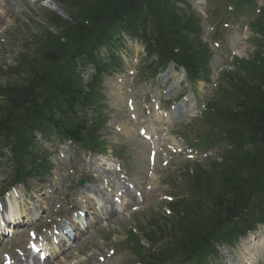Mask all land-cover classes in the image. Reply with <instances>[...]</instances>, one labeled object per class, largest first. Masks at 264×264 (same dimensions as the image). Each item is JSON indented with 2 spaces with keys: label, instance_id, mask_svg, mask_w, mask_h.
Instances as JSON below:
<instances>
[{
  "label": "trees",
  "instance_id": "1",
  "mask_svg": "<svg viewBox=\"0 0 264 264\" xmlns=\"http://www.w3.org/2000/svg\"><path fill=\"white\" fill-rule=\"evenodd\" d=\"M225 1L236 18L254 6V0ZM64 3L72 22L64 21L54 35L38 31L36 55L22 64L24 75L0 87V148L10 146L13 179L20 171L29 172L24 165L32 166L39 158L35 131L43 136L56 132L83 148L96 139L99 126L84 132L77 116L99 97L95 91L107 68L97 51L115 48L122 32L144 47L143 76H154L170 62L190 80L208 74L210 54L200 38L199 16L183 0ZM250 27L261 38L254 42L257 57L238 61L235 72L222 75L220 97L206 118L210 130L202 141L223 143L221 162H212L209 169L197 166L187 175V197L169 204L173 217L147 218L139 232L150 249L140 245L138 235L128 233L126 244L133 245L142 264H192L212 243L231 244L255 222L264 223V6ZM84 64L95 68L88 94L80 79Z\"/></svg>",
  "mask_w": 264,
  "mask_h": 264
},
{
  "label": "rangeland",
  "instance_id": "2",
  "mask_svg": "<svg viewBox=\"0 0 264 264\" xmlns=\"http://www.w3.org/2000/svg\"><path fill=\"white\" fill-rule=\"evenodd\" d=\"M183 1L202 15L201 21H198L201 27L200 38L206 47H209L211 53L209 55L211 58L209 80L187 83L172 67L166 76L158 77L155 81L147 83L139 81L136 67L141 61L142 50L139 45L125 37L124 49L116 52L123 60L122 72L102 77V98L96 99L99 103L103 100L101 102L104 105L102 111L107 116V123L100 132L101 140L106 142L108 149V152L104 154L105 158L92 157L77 149L74 152L65 142L62 144L65 148L64 146L58 148L59 144L54 146L46 144V150L48 148L50 153L55 152L51 157L50 170L41 180L28 178L25 185L21 187L23 190L21 188L14 190L16 197H19L13 204L16 212L32 213L31 218H27L32 224L29 229L40 233L48 227L50 220H57L58 216H65L71 211L80 212L84 201L94 196L81 195V191L97 190L107 193V195H99L102 209L99 211L98 223L81 233L80 239L74 241L72 247L63 248V251L58 253L59 257L49 264H133V256L127 250H123L122 243L127 239L129 230L137 232L145 217L160 219V216L155 214L168 213L166 208H169L166 203L171 198L174 199L173 195H175L170 187V179L175 178L176 172L187 166L183 151L186 150L185 147H190L182 139V133L190 125V121L195 118L199 119L201 116V106L206 104L212 96L221 74L220 71L230 65L231 58L238 57L250 61L253 57H257L254 56L257 52H253L257 46L253 42L260 40L256 35L251 34L247 27L254 15L250 18L245 14L247 17L234 19L231 16L233 12L225 6V0ZM256 2L257 5L247 9L246 12L254 14V11L262 5L263 0ZM47 3L48 0H0L1 88L13 82L19 73L24 71V65L33 61L37 49L34 38L35 29L49 26L47 17L41 12L43 10L41 8L57 13L66 19L60 7L56 5L63 14L51 10ZM5 8L10 9V15H2ZM33 22L35 25L32 24ZM49 31L53 35L57 34V29L53 26ZM104 55L102 49L100 57ZM20 59L26 63L18 69L16 62ZM14 69H16L14 74H17L11 76ZM87 75L84 76V81ZM182 96H186L185 102L176 108L175 113L168 114V117H164L163 120L155 117L157 112H154L155 106L152 104L154 98L158 97L162 106L163 101L169 99L166 105V110L169 112L172 101H178ZM120 98L124 100L118 104L116 101ZM217 101L218 99H215L214 103ZM128 108L132 109L131 113L128 112ZM90 111L91 109L89 113ZM128 120L132 123V127L129 128L133 131L122 132L121 128L126 122L128 123ZM139 129L149 132L150 142L137 135L136 131ZM37 139L39 143H42L39 137ZM6 147L2 153L8 156L10 149L9 146ZM113 149H116V153L120 156L113 155ZM152 150L156 151V156L147 163V156ZM210 153L214 157L215 151H210ZM196 154L203 155V152ZM192 155L194 157L192 160L201 159L193 153ZM94 160L100 165L99 167L89 165V161ZM188 161V164L198 163ZM4 163L5 160L1 158L0 192L10 175L8 166ZM102 164L106 166L108 164L107 168L115 169L109 171L113 174L111 177L114 179V188L105 182L106 171L101 170ZM82 181L87 183L84 185L87 188L81 189L79 185ZM109 191L113 192L112 195ZM114 191H118L119 194L123 192V195H113ZM10 196L13 198L12 195ZM117 198H122V202L118 201L115 204L114 201ZM6 201L9 203L13 200L7 199ZM111 202L115 204L112 207L114 216L108 218ZM44 208L47 215L37 221L36 211ZM86 223L89 225L90 221L87 220ZM29 229L24 230L23 235L26 236ZM22 237L20 235V238ZM261 241L264 243V233L259 231L233 248H219L217 256L210 257L206 264L232 262L238 264L239 259L250 253L252 258L259 259L257 264H264V254L259 255ZM22 242L23 239L19 238L12 240V243L18 246H23ZM6 246L7 244L4 243L0 252L5 251ZM143 246L148 247L145 242ZM249 247L251 249L246 252ZM251 261L255 264L254 260L251 259ZM0 264H2L1 261Z\"/></svg>",
  "mask_w": 264,
  "mask_h": 264
},
{
  "label": "bare ground",
  "instance_id": "3",
  "mask_svg": "<svg viewBox=\"0 0 264 264\" xmlns=\"http://www.w3.org/2000/svg\"><path fill=\"white\" fill-rule=\"evenodd\" d=\"M52 8V10H54V9H56L55 7H53L52 5H50ZM5 13L6 14H9V9L7 8L6 10H5ZM4 12H3V15L5 14ZM171 70V69H170ZM167 72H169V70L167 69L166 71H165V73H167ZM179 74L180 75H182L183 76V74L181 73V72H179ZM164 76V75H163ZM124 100V98H120V100H118V101H116L118 104H120L121 103V101H123ZM156 123H158V121H156ZM129 127H132V123H130L129 122V120H128V123L126 122L125 123V125H123V127L121 128V131L122 132H131L132 130L129 128ZM92 164V163H91ZM94 164H97L96 162H94ZM98 166H100L99 164H98ZM107 166H108V164H107ZM107 166L106 165H104V164H102V166L100 167L101 168V170H104V171H108V173L106 172L105 174H106V176H105V178H106V182L107 183H109L110 184V186L111 185H113V187H114V179L111 177V176H113V174H111V172H109L110 170H113V169H111V168H107ZM119 179V178H118ZM112 187V186H111ZM111 194V193H110ZM92 195H107V194H104L103 192H101V191H99V192H97L96 190L95 191H93V194ZM115 195H117V193H115ZM126 195V194H125ZM134 200V199H133ZM87 205H89V204H92V203H90V201H88L87 203H86ZM6 205H7V207H6ZM6 205H5V209H4V205H3V210L5 211L6 210V208H7V211H5L6 212V214L7 213H9L10 215L12 214L11 213V208H9V206H8V204H7V202H6ZM110 211H109V217L108 218H110L111 216H114V212H113V210H112V207L114 206V204L111 202L110 203ZM2 210V211H3ZM73 215H75V213L73 214ZM18 218H20V215H17V214H14V219H13V221H15L16 219H18ZM78 218V217H77ZM78 220V219H77ZM79 222H81V220H79ZM73 225H74V223H73ZM45 249V248H44ZM250 248H248V249H246V252L249 250ZM46 250V249H45ZM51 252L49 251L48 252V255L50 254ZM47 255V254H46ZM247 256L249 255V258L251 259V256H250V254H246ZM51 256H52V254H51ZM27 257H28V260H29V264H30V262H31V264H40L39 263V261H38V259H37V257H35V256H30V255H27ZM247 259L248 258H244V260L241 262V264H250L249 262H247ZM14 261H15V264H18L19 263V261L17 260V259H15L14 258ZM49 261L50 260H47L46 262H44L43 264H48L49 263ZM238 262H240L239 260H238Z\"/></svg>",
  "mask_w": 264,
  "mask_h": 264
}]
</instances>
